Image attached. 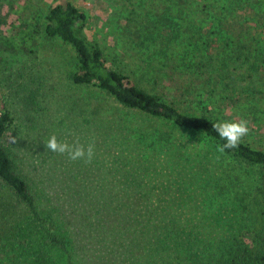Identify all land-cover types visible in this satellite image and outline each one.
Returning a JSON list of instances; mask_svg holds the SVG:
<instances>
[{"label":"trees","instance_id":"obj_1","mask_svg":"<svg viewBox=\"0 0 264 264\" xmlns=\"http://www.w3.org/2000/svg\"><path fill=\"white\" fill-rule=\"evenodd\" d=\"M126 1L127 41L142 62L146 47L153 71L162 77L167 70L170 77L205 67L197 55L210 34L216 38L225 18L220 9L230 14L244 0H203L198 21L186 17L193 0H164L162 13L134 9L144 0ZM87 26L85 13L66 1L32 20L17 15L0 35L1 49L14 52L27 50V39L35 45L41 34L69 43L78 59L72 82L96 87L113 101L107 107L103 101L110 100H103L82 116L87 103L78 114L93 133L99 159L95 153L74 174L51 173L40 181L45 190L17 169L4 145L13 119L5 105L0 109V253L13 264L27 256L47 264L53 255L65 256L68 264H264V150L241 141L219 153L224 141L212 128L217 119L181 111L138 87L125 70L109 64L86 35ZM240 42L228 39L212 55L219 72L230 53L237 56ZM240 48L264 59V43L245 41ZM248 68L246 78L257 80L259 68ZM216 76V85L226 78ZM236 97L238 104L264 107V92L255 87ZM221 206L246 211L247 219L222 226L228 211Z\"/></svg>","mask_w":264,"mask_h":264},{"label":"rangeland","instance_id":"obj_2","mask_svg":"<svg viewBox=\"0 0 264 264\" xmlns=\"http://www.w3.org/2000/svg\"><path fill=\"white\" fill-rule=\"evenodd\" d=\"M66 1L85 13L88 20L85 33L103 50L105 56H109V64L125 70L138 87L184 112L205 115L217 121L246 120L250 131L242 141L264 150V107L255 103L245 106L238 104L236 97L246 86L255 87L257 93L264 92V59L256 61L246 48H240L245 41L252 42L253 47H261L264 43V0H260V3L259 0H244L241 2L242 9L230 14L220 9L221 17L225 18L215 31L216 38L210 34L197 55V60L205 67L188 70L183 76L174 72L170 77L166 74L167 70L162 69L165 72L162 77L157 75L156 68L153 71L155 64L148 59L146 47L143 55L146 61L142 62L138 59L134 45L127 41L128 31L123 23L126 0H0V35H3L5 23L17 15L32 20L36 14L44 15L51 6ZM224 1L228 2L220 0L221 4ZM205 4L203 0H193L190 11L186 13L187 20L198 21L204 17ZM165 7L167 4L164 0H144L143 4H135L134 9L162 13ZM228 39H241V42L237 56L235 52L230 53L225 71L219 72L212 55ZM256 41L259 42L257 45ZM26 44L27 50L18 49L15 52L0 47V109L5 105L13 119L4 145L17 169L33 186H41L45 190V184L40 183L43 178L51 173L55 176L63 175L64 172L74 174L79 164L85 163L83 160L72 161L66 154L48 151L45 145L50 136L55 135L59 141L69 144L78 142L85 147L92 144L93 133L86 129L78 114L87 103L90 106L82 116H86L95 106L100 107L98 103L103 100H110L103 101L107 107H111L113 101L96 87L72 82L70 76L77 68L78 59L69 43L58 37L45 38L41 34L35 45L32 46L28 39ZM205 62H212L213 66H207ZM248 66L259 68L257 80L246 78ZM218 73L221 76L225 73L226 78H219L216 85L211 78L215 81ZM95 153L99 159L96 146ZM55 183H60L57 178ZM221 209L226 208L221 206ZM225 212L220 222L222 226H239L243 218L246 220L248 216L246 211L238 208L226 209ZM12 261V258L0 253V264H13ZM18 264L34 263L27 256ZM47 264L68 263L65 256L53 255Z\"/></svg>","mask_w":264,"mask_h":264},{"label":"clouds","instance_id":"obj_3","mask_svg":"<svg viewBox=\"0 0 264 264\" xmlns=\"http://www.w3.org/2000/svg\"><path fill=\"white\" fill-rule=\"evenodd\" d=\"M212 128L220 140L224 141L217 146V151L221 154L226 149L237 148L250 131L248 122L244 119L215 122ZM45 147L52 153L66 154L72 161L83 160L85 163H90L94 156V144L90 143L86 147L78 142L69 144L66 141H59L55 135L50 136Z\"/></svg>","mask_w":264,"mask_h":264}]
</instances>
